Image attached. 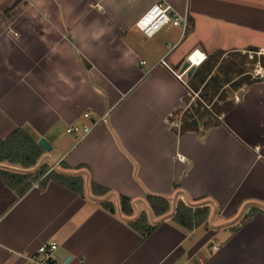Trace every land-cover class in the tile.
<instances>
[{"label":"crops","instance_id":"obj_1","mask_svg":"<svg viewBox=\"0 0 264 264\" xmlns=\"http://www.w3.org/2000/svg\"><path fill=\"white\" fill-rule=\"evenodd\" d=\"M155 1L0 0V140L21 129L51 146L29 168L0 158L2 170L45 172L24 195L0 177V264H35L46 242L67 264H264V79L236 89L218 121L183 129L204 62L264 56V0H161L188 26L147 38L136 21ZM52 171L81 176L83 193L42 186ZM150 195L170 211L156 217ZM180 202L208 220L177 224ZM143 212L158 225L149 237L130 226Z\"/></svg>","mask_w":264,"mask_h":264},{"label":"trees","instance_id":"obj_2","mask_svg":"<svg viewBox=\"0 0 264 264\" xmlns=\"http://www.w3.org/2000/svg\"><path fill=\"white\" fill-rule=\"evenodd\" d=\"M223 55L224 54L222 53H217L212 56L210 60L204 62L198 68V71L192 78L194 88L199 90L201 93L199 94V101L202 99L201 103L205 100L210 102L212 105L211 112L214 114L213 116H216V121H218V117L220 115L230 111L232 108V103L226 102L227 100L225 98L227 96L224 86L229 83V76L232 75V72H234L235 69L233 68L238 65L237 58H240L239 53H230L228 62H226V64H223V62L219 64V60ZM261 59L264 63V56L261 57ZM240 75L247 76L244 81L247 84L256 81V78L251 79L250 75L247 73L245 74V71L243 70ZM223 82L227 83L223 84ZM244 82L235 84L233 88H241ZM220 100L225 101V103L219 104ZM192 117L194 116L191 113L187 114L185 117L183 124L184 130H196L198 128V122L196 120L189 122V119ZM209 125L210 123L207 124L206 127ZM43 152V149L38 145V143L21 129L15 131V133L7 140H0V158L2 160H9L10 162L21 164L25 168L35 166ZM43 175H45L43 169L40 170L37 175L18 174L0 169V177L2 180L11 188L17 189L19 195H24L33 183L38 181L40 177H43ZM50 180H55L79 194H82L84 191V180L81 176L61 175L56 171H52L43 178L41 185H47ZM92 190L95 195H105L109 192V190L101 187L95 182H92ZM147 202L156 217H161L167 214L171 209L169 200L163 197L150 195L147 197ZM121 206L125 215H133L134 209L130 198L121 196ZM104 207L109 209L111 212L114 211V206L112 204L107 203ZM208 217L209 210L206 206L190 207L185 203L180 202L173 216V221L188 230H194L205 223L208 220ZM130 226H132L136 231L142 233L144 237H149L158 228V225L152 226L149 224V219L145 212L140 215L138 220L130 223Z\"/></svg>","mask_w":264,"mask_h":264},{"label":"built area","instance_id":"obj_3","mask_svg":"<svg viewBox=\"0 0 264 264\" xmlns=\"http://www.w3.org/2000/svg\"><path fill=\"white\" fill-rule=\"evenodd\" d=\"M182 27L184 30L188 26V15L174 12L172 8L165 5L161 0L153 2L137 19L136 27L145 37L153 38L167 26ZM258 74L260 72H257ZM85 117L90 118L91 113H86ZM94 126H83L81 128H70L69 132L81 129L83 137L89 135ZM58 245L54 242H46L38 247L37 252L27 257L28 261L35 264H67L66 262L58 261L55 252Z\"/></svg>","mask_w":264,"mask_h":264},{"label":"rangeland","instance_id":"obj_4","mask_svg":"<svg viewBox=\"0 0 264 264\" xmlns=\"http://www.w3.org/2000/svg\"><path fill=\"white\" fill-rule=\"evenodd\" d=\"M239 54H240L239 55L240 58H237L238 65H236L233 68L235 70L234 72H232V75L229 76V83L223 82V84L227 83L224 86L225 87L224 90L226 91V96H227L225 98L227 100L226 102H231L230 101L231 94L235 93L236 89L235 87L233 88V86L239 82L242 83L246 80V77H247L246 75H240L242 70L245 71V74L246 73L249 74L251 79H255V78L264 79V63L261 59V56L258 55L259 53L252 52V51L250 52L244 51V52H240ZM228 60H229V55L224 56V58H222V60L220 61V64L222 62L223 64H226ZM257 72H260V73L258 74ZM245 84L247 83L244 82L242 86H244ZM191 97H192L191 99L192 103L194 105H192V108L189 111L194 116L197 122H202V121L206 122L207 118H211V119L214 118L213 116L214 114L211 112L212 105L210 104L208 100L207 101L205 100L206 104L203 101L201 103L202 99L199 101V94H195L193 92H191ZM220 103H224V101L220 100L219 104Z\"/></svg>","mask_w":264,"mask_h":264},{"label":"water","instance_id":"obj_5","mask_svg":"<svg viewBox=\"0 0 264 264\" xmlns=\"http://www.w3.org/2000/svg\"><path fill=\"white\" fill-rule=\"evenodd\" d=\"M39 145L42 149L49 151L51 149L50 144L43 138L39 141Z\"/></svg>","mask_w":264,"mask_h":264}]
</instances>
